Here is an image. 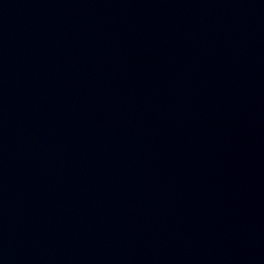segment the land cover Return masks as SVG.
<instances>
[{
	"label": "water",
	"instance_id": "95a60500",
	"mask_svg": "<svg viewBox=\"0 0 264 264\" xmlns=\"http://www.w3.org/2000/svg\"><path fill=\"white\" fill-rule=\"evenodd\" d=\"M0 264H264V0H0Z\"/></svg>",
	"mask_w": 264,
	"mask_h": 264
}]
</instances>
